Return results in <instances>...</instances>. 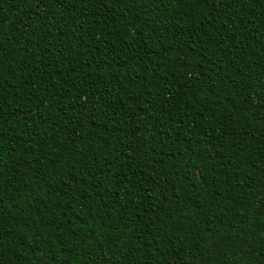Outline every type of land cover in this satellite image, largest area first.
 Returning <instances> with one entry per match:
<instances>
[{"label":"trees","instance_id":"trees-1","mask_svg":"<svg viewBox=\"0 0 264 264\" xmlns=\"http://www.w3.org/2000/svg\"><path fill=\"white\" fill-rule=\"evenodd\" d=\"M3 264H264V0H0Z\"/></svg>","mask_w":264,"mask_h":264},{"label":"snow or ice","instance_id":"snow-or-ice-1","mask_svg":"<svg viewBox=\"0 0 264 264\" xmlns=\"http://www.w3.org/2000/svg\"><path fill=\"white\" fill-rule=\"evenodd\" d=\"M0 264H3V262H2V261H0Z\"/></svg>","mask_w":264,"mask_h":264}]
</instances>
